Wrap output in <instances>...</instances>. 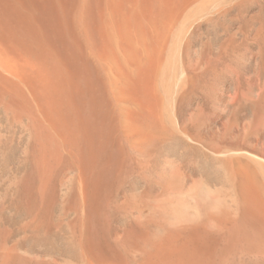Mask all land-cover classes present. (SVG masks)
Masks as SVG:
<instances>
[{
	"label": "bare ground",
	"instance_id": "obj_1",
	"mask_svg": "<svg viewBox=\"0 0 264 264\" xmlns=\"http://www.w3.org/2000/svg\"><path fill=\"white\" fill-rule=\"evenodd\" d=\"M154 4L0 0V108L27 118L42 171L67 150L66 160L82 173L78 194L88 200L73 207L76 216L66 222L53 219V207L22 208L17 227H0V264H264L259 92L235 100L251 106L249 117L236 108L199 120L195 141L215 161L223 192L199 180V189L184 192L183 186L178 193L182 174L170 165L153 178L158 195H146L148 214L122 227L100 220L95 203L127 161L146 169L151 152L176 131L187 136L157 93L165 67L160 44L174 16L170 6L164 12ZM136 197L126 208L135 209ZM59 234L69 257L43 252ZM25 244H42L43 251Z\"/></svg>",
	"mask_w": 264,
	"mask_h": 264
},
{
	"label": "rangeland",
	"instance_id": "obj_2",
	"mask_svg": "<svg viewBox=\"0 0 264 264\" xmlns=\"http://www.w3.org/2000/svg\"><path fill=\"white\" fill-rule=\"evenodd\" d=\"M152 1L153 6L157 5L155 9L171 8L174 16L168 36L160 44L165 67L158 79L157 93L171 110L173 124L186 128L192 139L176 131L173 138L151 152L150 163L154 164L149 163L146 169L126 162L124 172L105 187L95 203L100 220L117 227L149 213L152 206L148 196L158 195L153 178L161 170L174 167L181 172L178 193L183 186L184 192L192 187L199 189V180L223 192L224 183L215 161L195 141L199 120L208 121L215 112L236 108H242L249 117L251 106L235 100L248 93L264 94V0ZM150 100L154 101L153 94ZM13 116L0 108V227H17L23 219L21 209L26 206L53 207V219L71 220L76 216L71 214L73 207L88 204L84 193L78 194L82 177L79 167L66 160L67 150H63L61 161L53 163L47 172L39 169V147L31 125L25 116ZM131 196L141 199L135 209L126 208ZM62 230V235L66 234ZM59 235L44 248L42 244H25L24 248L69 257Z\"/></svg>",
	"mask_w": 264,
	"mask_h": 264
}]
</instances>
